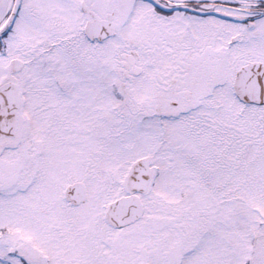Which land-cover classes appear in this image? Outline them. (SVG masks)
Here are the masks:
<instances>
[{"label": "snow or ice", "instance_id": "1", "mask_svg": "<svg viewBox=\"0 0 264 264\" xmlns=\"http://www.w3.org/2000/svg\"><path fill=\"white\" fill-rule=\"evenodd\" d=\"M0 264H264V0H0Z\"/></svg>", "mask_w": 264, "mask_h": 264}]
</instances>
